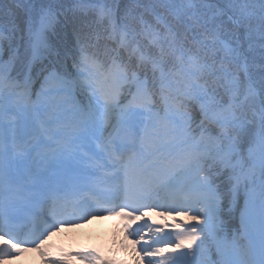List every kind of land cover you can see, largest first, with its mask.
Masks as SVG:
<instances>
[{
	"label": "snow or ice",
	"instance_id": "1",
	"mask_svg": "<svg viewBox=\"0 0 264 264\" xmlns=\"http://www.w3.org/2000/svg\"><path fill=\"white\" fill-rule=\"evenodd\" d=\"M64 2L0 0V260L159 208L174 231H129L137 264H264V0Z\"/></svg>",
	"mask_w": 264,
	"mask_h": 264
},
{
	"label": "rangeland",
	"instance_id": "2",
	"mask_svg": "<svg viewBox=\"0 0 264 264\" xmlns=\"http://www.w3.org/2000/svg\"><path fill=\"white\" fill-rule=\"evenodd\" d=\"M154 212L158 213L161 211V209H155L153 210ZM191 214V213H190ZM150 219V221H153V222H160V224L158 226H162L164 227V232H172L173 231V228L171 227V225L174 223L173 219H172V216H176L175 213H172L171 215H165L164 217H161L159 216L158 214L155 215V216H152V215H147ZM143 217H140V219H142ZM169 220L170 222V225H166L165 224V220ZM176 220L178 221H181L183 222L178 216L176 217ZM184 224H187L186 222H183ZM191 223V222H190ZM100 225V224H99ZM110 225V228H108V232L109 233L112 230H114L116 228V224H115V221L112 222V224H109ZM157 227V226H156ZM239 227V220L238 218L236 219V226L235 228H238ZM105 227L101 224V226H97L95 224H90L88 226H86L85 228L84 227H79V228H75L73 230H68V231H64V232H61L58 236H55L53 237L49 242H48V247L47 250H48V254L47 255H44L43 253H41L40 251L37 252V259H39V261H41V264H47V261L49 259H52V257L54 256L53 255V252L54 250L56 249H59L60 246H54L55 245V241L59 239L60 236L62 237H66L63 241V243H69L68 242V237H71L70 241L75 238V239H78L79 238V235L77 234H80V233H84L86 232L87 235H93V234H96L98 233L96 230H104ZM145 238L144 240H147L148 237L151 235L148 231V228L147 230L145 231ZM116 237H112V235L109 233L107 234V236H109L114 242H116L117 246H119V255L118 257L120 258H126L131 264H137V261L140 257H143L142 254L139 249H140V245L139 244H134V243H127V242H124L122 243L121 242V238L123 237L120 233H116L115 234ZM119 238V239H118ZM73 239L72 240V244H75L77 241ZM144 240H141V243H144ZM155 247H167L168 248V251L170 250V252L173 251V246L171 245H164V244H158V245H155ZM35 253V252H34ZM152 260H155L153 259L152 257L150 258ZM148 258H143V259H140V264H148ZM157 264H159V260L157 259ZM29 263V258H28V254H26L25 256H23L22 258H16L15 260H5L3 264H28ZM64 264H73V261L71 260L70 263H66L64 261Z\"/></svg>",
	"mask_w": 264,
	"mask_h": 264
},
{
	"label": "trees",
	"instance_id": "3",
	"mask_svg": "<svg viewBox=\"0 0 264 264\" xmlns=\"http://www.w3.org/2000/svg\"><path fill=\"white\" fill-rule=\"evenodd\" d=\"M19 3H20V7L18 8H14V11L18 14V15H23L24 12L31 8L33 6V3H36V6L38 7V3H37V0H19ZM64 8L65 9H68L71 7V4L69 2V0H65L64 2ZM236 226V220L232 221L230 227H234L235 228Z\"/></svg>",
	"mask_w": 264,
	"mask_h": 264
},
{
	"label": "bare ground",
	"instance_id": "4",
	"mask_svg": "<svg viewBox=\"0 0 264 264\" xmlns=\"http://www.w3.org/2000/svg\"><path fill=\"white\" fill-rule=\"evenodd\" d=\"M100 232L103 233L104 239L108 238L107 233H105L103 230H101ZM100 236H102V235H100ZM76 248L79 249L80 247L78 245H75L73 249H76ZM177 251H180V250H177ZM169 253H171L173 257L176 255V253H173V252H169ZM142 256H143V254H142ZM145 258L150 259V257H145ZM154 258L158 259V260L160 259L159 257H154ZM119 264H124V263L123 262H119ZM168 264H172V258L171 257H170V259L168 261Z\"/></svg>",
	"mask_w": 264,
	"mask_h": 264
}]
</instances>
